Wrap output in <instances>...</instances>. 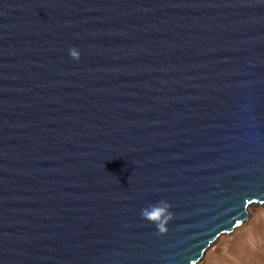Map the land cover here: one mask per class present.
I'll return each mask as SVG.
<instances>
[{
    "label": "water",
    "instance_id": "obj_1",
    "mask_svg": "<svg viewBox=\"0 0 264 264\" xmlns=\"http://www.w3.org/2000/svg\"><path fill=\"white\" fill-rule=\"evenodd\" d=\"M253 205L264 0H0V264H197Z\"/></svg>",
    "mask_w": 264,
    "mask_h": 264
},
{
    "label": "rangeland",
    "instance_id": "obj_2",
    "mask_svg": "<svg viewBox=\"0 0 264 264\" xmlns=\"http://www.w3.org/2000/svg\"><path fill=\"white\" fill-rule=\"evenodd\" d=\"M248 219L224 234L197 264H264V205L248 208Z\"/></svg>",
    "mask_w": 264,
    "mask_h": 264
},
{
    "label": "clouds",
    "instance_id": "obj_3",
    "mask_svg": "<svg viewBox=\"0 0 264 264\" xmlns=\"http://www.w3.org/2000/svg\"><path fill=\"white\" fill-rule=\"evenodd\" d=\"M69 54L73 60H80V53L76 48H71ZM170 208L171 205L162 199L158 203L142 209L141 216L149 224L155 225L158 235H164L168 231L167 225L174 219Z\"/></svg>",
    "mask_w": 264,
    "mask_h": 264
}]
</instances>
